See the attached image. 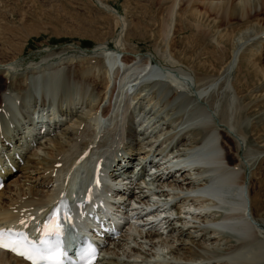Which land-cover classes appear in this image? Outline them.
<instances>
[{"label":"bare ground","instance_id":"6f19581e","mask_svg":"<svg viewBox=\"0 0 264 264\" xmlns=\"http://www.w3.org/2000/svg\"><path fill=\"white\" fill-rule=\"evenodd\" d=\"M96 1L103 11L107 14L109 13V15L114 16L118 20V25H121L119 27H122L121 32H125V17L112 5L102 0ZM170 1L172 4L169 6L166 5L164 8L165 10L163 7H160V9L164 10L161 11L162 16L160 19L154 21L155 24L159 23V36L168 40L171 34L175 35V33L178 34L180 31L184 33L189 32L190 34L188 35L192 36V39H195L194 41L198 43V46L195 43V49L199 47V49L202 50L201 52L207 50L205 42L210 35L213 37L216 36L217 44L221 47L220 44L224 43L225 37L227 38V36L230 37V35H232L230 32L233 31H230V29L232 28L233 22H239L240 20L248 22L255 19L258 12L256 11L255 14H252L251 10L253 8L256 9L258 4L264 6V0H240L239 5L235 3L237 0H226V4L224 3L225 0H223L224 5H220L222 0H219L220 2L218 3H214L215 0H187L188 5L183 8V4L181 5V3L184 0H158V2H162L161 4ZM262 9L264 11V8ZM216 10L218 11L216 12ZM221 10L224 11V15L221 14V16H218ZM205 18L207 20L213 18L214 21H217L213 26L217 32L211 30L206 33L207 30L201 28V25L205 23L203 21ZM262 21L264 22V20H255L249 23L244 29H254L256 25L261 26ZM178 24L180 25V29L178 28ZM220 28L221 30L219 31ZM261 31L263 32L264 29H261L260 32ZM120 33L118 35H120ZM256 39L264 46V36L260 38L256 37ZM120 43L121 40L119 38L115 46L121 45L123 48ZM213 47L215 52L223 51L224 49L222 47L223 49L220 50V47L217 46L216 48L215 45ZM241 47L234 52L233 60L226 65L225 80L226 77H229L233 72L234 67L236 68L235 64L238 63L236 60L241 58H239ZM261 48L263 49V47ZM97 50L102 51L104 54L111 55L109 56V60H107L109 65L113 67L115 63L114 56H112L113 53H105L108 50H105L104 46L97 48ZM167 50H171L168 45ZM255 51L256 49L253 47L249 49L250 55L248 56H250V58L248 59L246 57L242 62L240 60L241 64L239 63L240 65L236 71H238V73H243L242 76L245 81L253 74L252 70H254L255 78L259 77L261 85H264V54L261 53L262 55H260L263 56L262 60V58L256 56ZM223 52H225V50ZM200 55H202V53ZM246 60L248 61L247 64L245 62L246 65H244V68L242 65ZM141 62V66L143 67L142 70H148L146 71L147 73L145 72L146 76H152L156 79V82L151 84L146 82L147 85L144 87L142 86L141 90H139L140 92L136 93L127 101L123 119H117V128L114 127L116 130L113 129L114 131H111V133L114 132L112 138L107 139L106 137L107 140L105 139V141L108 143L102 144V152L95 153L97 155L94 157H91L92 155L90 157L84 156V153L89 148V144L85 141V133L80 132V126L84 123L86 125V123L89 122L91 124V121L95 123L93 124L95 126L101 124V119L97 113L99 105L104 99H110L112 95L111 92L109 93L108 91V83L105 78L98 80L97 77H94L95 73H91L92 65L87 67H85V65L83 68H81V66L84 64L81 66L79 65L81 68L80 72L83 75L81 76L80 74V76L84 78L85 82H93L94 89L97 91L96 99L91 102L88 98V88H86V86L81 87L79 85L80 82L77 84L68 79V81L64 83L66 86H69L72 91L70 90L63 94L64 101L68 105L71 103L74 107L72 108L70 105L68 107L66 104L67 107L63 110L60 108L62 105H58V112L54 111L53 115H50V118L48 117L50 120L47 119L50 122H47V120L45 122L42 121L39 127H33V129L30 127L28 130L24 131L22 128L23 126L21 127V125L18 124L19 127L14 124L15 121L13 117L15 114H18L16 111H13L18 102L16 95H8L4 97V100L0 99V179L5 183V187L0 189V227L10 224L24 226L29 233H32L30 227L38 224L44 219L45 214L49 212L50 208L59 197L63 196L68 198L70 186L77 181L79 173L82 171V165H84V168L88 166V172L92 175L95 170L98 169L97 164L98 161H100L102 163V169L100 172H96L102 183V197L100 199H105L107 211L101 212L102 210H99L98 213L103 217L110 214L114 220L121 223L123 217L119 212L120 210L127 214L133 213L136 215V217H129L130 219L135 218L139 220L145 216L147 217V221L153 220V222H156L165 215L168 217V212L163 215V210L159 209L165 205H174L175 208L180 211L178 214H184V217L179 216L181 225L173 223L174 219L172 220V216H169L168 219L166 218L167 220L165 223L169 224L170 228L168 227L163 231L162 227L161 229L150 228L146 232H144V228H141L142 230L138 231L137 237L132 233H125V235H121L117 240L110 237L108 245H106L104 249L103 259L113 258L118 264L121 262L133 264L134 261H123L118 258L120 250H124L128 258L139 257L140 259L142 257L144 261L149 258H154L156 251H164V247L167 249L169 248L172 252L176 249L175 242H181L183 245L187 243L186 241L188 240L187 238L179 237L175 239L173 235L178 234L181 237H186L187 233L185 232L190 228H194V232L197 234H194L196 235L195 237H197L202 246L207 249L217 243L220 238H225L228 242L227 247L229 250V254L226 255L229 256L227 258L228 260L230 259L233 264H264V244L259 236V234L264 235V221L262 223L259 220V218L264 220L263 173H259V178H255V176L258 177L257 173H254L255 176L252 174V179L248 178V182H246V174L244 176V173H241L243 164L233 165L234 158L229 152H225V154L222 155L221 151L217 148L214 120L215 111H213L216 110L217 107H214V104L205 100V96L209 90L213 91V89L216 88L220 80L208 82L205 79L206 82L198 80L196 84L194 83V91L196 94L193 96V94L189 95L187 93L190 87H192V83L190 84L189 80L191 78H189L186 71L179 70L175 73L174 70L165 67L152 66L153 63L151 58H146ZM205 63L204 61L202 64ZM10 65H13V63H10ZM11 67L0 69V72L3 73L1 75L6 81L15 85L19 90L23 87L24 82L16 81L17 76L13 73ZM131 68L128 69L130 70ZM138 68L140 67H136V69ZM85 70L88 74H85ZM131 70L135 71L133 69ZM117 74L118 77L119 72H117ZM62 76L63 75H60V77ZM127 79L128 81H125V83L128 85L131 80L129 81V78ZM53 81L54 79L51 81V84L48 85L49 87L46 86L50 89L57 87L58 81L56 80V83ZM237 85L239 86V82L237 81L228 85L234 90L235 95L231 97V101H228L226 99L227 97L225 98V105L221 108L220 115L223 123L229 124L233 129L236 128L241 135L243 129L240 123L243 122L239 120V117L242 113L250 111L252 107L249 110L250 103L243 106L240 103L241 107H239L238 111L234 112L235 105L233 106V104H236L235 102L239 94ZM59 87H61L60 84ZM50 89L48 91H50ZM224 90L226 91V88H224ZM76 91L79 92L78 95L75 94ZM77 99L80 100L78 103H75L74 101H78ZM160 99L161 103H159ZM199 100L205 101V105H201V101L199 102ZM43 101V106H45L46 101ZM87 101L89 102L87 103ZM198 103L199 105L196 107ZM77 105H80V107L78 108ZM254 106L255 105H253V107ZM85 108L86 110L84 111ZM198 108H200L199 110L201 113L196 112ZM182 112L185 113V115L183 113L184 116H181ZM139 114H141V116H139ZM32 115L34 116V113ZM68 116H70V119H68ZM158 116H162L161 119L163 120H158ZM40 118L41 120L44 119H42V117ZM71 118H74L73 122H70L72 120ZM63 119L64 121L66 120L64 124L62 123ZM68 123L69 126L66 130L61 131V126L65 124L68 125ZM187 123H191V125L187 126V129H183V133L185 134L183 135L181 134V128L183 127H181V125H187ZM24 124H26V121H24ZM193 125L201 126L200 131L203 134L202 138L198 141H190L188 138V136H192V133L196 130L193 128ZM254 125L251 126V129H255ZM41 128L45 129L46 132L41 134ZM101 129L103 128L101 127ZM69 130L74 132L71 133ZM35 131H37V135ZM255 131L256 134L260 135V138H264V134L261 133L259 129ZM91 133L87 134V136H91ZM79 135H83L84 139L75 140L76 136L79 137ZM176 135H178V137L175 138L177 141V151L181 150L178 149V146L180 147L186 144L187 141H190V145L187 142L189 146L187 152H183L180 155L175 154L176 152L173 150V146L169 148L172 145L169 141ZM262 138L261 140L264 144V139ZM159 141H163V143L158 145ZM208 145L210 146L209 150L213 149L215 151L216 158L213 156H206L208 153H204L203 150H199L197 154L194 153V155L190 157V152L193 149L198 150ZM258 146L257 149L259 150L261 146ZM225 149L230 151L228 145L224 146V150ZM38 150L43 152L41 156L37 153ZM237 152L239 153V151ZM254 152L263 153L249 150V156L247 153L245 154L250 157ZM161 153H164V155L160 156ZM170 156H175V158L178 157V160H174V165L170 163L173 160V157L170 158ZM247 156L245 155V157ZM158 157H161L159 161L157 160ZM225 159H228V161ZM210 161L213 162L214 165L208 166L207 162ZM147 162L152 164V166L149 167L150 165H148ZM159 162H162V164L158 165ZM166 162L170 165L163 167V164ZM136 163V168H141L139 171L137 169L138 172L134 174V172L132 170L129 171V169L133 168L131 164ZM160 166L168 173L162 172L160 174ZM147 167L150 168V173L146 175ZM178 168L179 170H176ZM54 171H56L57 174L59 173V175H53ZM187 171L190 172V175L186 174ZM214 173L217 174L216 178H219H217V181L222 182H213ZM168 174H178L179 180L176 179V177L171 180V177H166ZM145 176H149L150 178L145 179ZM135 179H137V181H135ZM95 180L96 184L99 185L97 178ZM150 181H153L154 184H156V188L158 190L160 189V191L152 192V188L150 184H148ZM27 182L29 184H27ZM210 186L216 189V196L206 192V189ZM166 187L171 188V194L165 190ZM138 188L140 191H137ZM145 188H147L150 193L146 194L143 191ZM227 188L228 190L225 191ZM184 191H186V193H184ZM7 193L8 196L5 199ZM24 197L26 198L25 200H23ZM162 197L165 198L162 199ZM109 201L114 202V205H109ZM160 203L162 204L160 205ZM177 203L179 205H177ZM257 212H260V216H258L259 213L257 214ZM22 219L25 221V225L20 224ZM182 219L185 222H182ZM88 221L85 219V224ZM90 221H92V219ZM136 221L137 220H133V222L130 223V229L133 225L135 226L137 224L135 223ZM245 231H247V233H245ZM190 236L192 235L190 234ZM126 239L132 240L128 241ZM191 242L194 243V241ZM105 255L108 256L106 257ZM10 259L19 262V264H28L26 261L0 249V264H8V260ZM210 260L209 258L204 264H217ZM218 260L219 259H217V261Z\"/></svg>","mask_w":264,"mask_h":264},{"label":"rangeland","instance_id":"374dc122","mask_svg":"<svg viewBox=\"0 0 264 264\" xmlns=\"http://www.w3.org/2000/svg\"><path fill=\"white\" fill-rule=\"evenodd\" d=\"M102 1L115 7L125 17V32H121L122 27H119L121 25H118V20L114 16L109 15V13L107 14L105 11H103L99 7L96 0H0V69H6L12 66L11 68L13 70V73H15V76H17L16 81L24 82L23 87L18 90L15 85L9 83V81H6L5 78L1 75L3 73L0 72V99L4 100V97H7L8 95H16V98H18L17 105L13 110L18 113L14 115L15 118L13 117L15 121L14 124L17 126L21 125V127L23 126L22 128L24 129V131H26L30 127L32 129L33 127H39L42 121L45 122L47 119L50 120L49 116L53 115L54 111L58 112V105L60 106L61 104L62 106L60 108L65 110L68 104L64 101L63 94L67 93L70 90L72 91V89L69 88V86H66V84L64 83L65 81H68V79L76 82L77 84L80 82L79 85L81 87L86 86V88H88V98L91 102L96 99L97 91L94 89L93 82H85L84 78L81 77L83 75L80 72L81 68H83L85 65V67L92 65L93 67L91 73L94 72V77H97L98 80L105 78L108 83V91L109 93L111 92L112 95L110 99H104L99 105L97 112L101 119V124H98L99 126L97 124V126L93 125L95 123H93V121L91 120V124L89 122L86 123V125L84 123L82 124L83 126H80V132L85 133V141H87V143L89 144V154H85L88 151L87 150L84 153V156L90 157L92 155L91 157H94L95 155H97L95 153H99L100 151H102L103 148L101 149V146L106 137L108 138L111 135V131L116 130L117 119H123L127 101H129V99H131L136 93L140 92L139 90H141L142 86L144 87L145 85H147V83L151 84L156 82L155 80L149 78L150 76H146L145 72L148 70H142L143 67L141 66L142 60L144 61L146 58H151L153 63L152 66L165 67L174 70L175 73L179 70L186 71L189 75V78L192 79L189 80L190 84L192 83V87H190V89L187 91L189 95L193 94L194 96L196 94L194 91V87L198 80L202 82L220 80V83L216 86L215 89H213V91L209 90L206 96L204 94L205 100L214 104V107H217L216 110H213L215 111L214 120L217 148L221 151L222 155H224L225 152H229V154L234 158V161L232 163L233 165L243 164V170H241V173L243 172L244 176L246 174V182H248V178L252 179L251 177L254 175V173H257L258 175V177L254 175L255 178H259L260 174L263 173L262 175L264 179V144L261 140L262 137L260 138V135L256 134L255 131H258L259 129V131L264 134V85H261V80L259 77L255 78L256 76L254 75V70H252L253 74L245 81L243 80V73H238V71H236L238 70V66L241 64L240 60L242 62V60H245L246 57L248 59L250 58V56H248L250 55L249 49L252 47L256 49V56L262 58L263 60V56L260 55L264 54V46L259 42L258 39H256V37L260 38L264 36V31H261L262 34L260 32L261 29H264V22L262 21L261 26L256 25L254 29L251 28L247 30L244 28L247 27L249 23L255 20H264V11L262 9L264 8V6L258 4L256 9L253 8L251 10L252 14H255L256 11L258 12V15L257 17H255V19H252L248 22H243L242 20H240L239 22H233L232 28L230 29V31H233L230 32L232 33V35H230V37L227 36V38L225 37L223 41L224 43L220 44L221 47L217 44L216 36L213 37L212 35H210V37H208L207 41L205 42L207 50L201 52L202 50H200L199 47L195 49L196 41H194L195 39H192V36L188 35L190 34L189 32L184 33L180 31L178 32V34H171L168 40H165L159 36V23L155 24L154 21L161 18V11L165 10L164 8L166 7V5H171V1L165 4H161L162 2H158V0ZM215 2L218 3L220 1L215 0L214 3ZM221 2L222 3L220 5H224V3H227L226 0L225 2L223 0ZM235 3L239 5L240 0H237ZM139 4H142V7ZM181 5L183 8H185L186 5H188L187 0H184ZM160 7H163L164 10L160 9ZM217 11L218 10H216V12ZM221 14L224 15L223 10L220 11L218 16H221ZM203 21L205 23L201 25V28L207 30L206 33L211 30L217 32V30L213 28L214 24L217 21H214L213 18H210L209 20L205 18L203 19ZM178 28L180 29L179 24ZM220 30L221 28L219 29V31ZM119 33L120 35H118ZM119 38L121 40L120 44H122L123 48L121 47V45L115 46ZM196 44L198 46V43ZM167 45L171 48V50H167ZM214 45L216 46V48L217 46L220 47V50L224 48L223 51L225 50V52H215L213 47ZM98 46H104L105 50H108L105 53L114 54H112V56H114L113 58L115 59L113 67L110 66L108 62L110 58L109 56L111 55L104 54L100 50L98 51ZM238 46H242L241 54H239V58H241L236 60V62H238H235L236 68L234 67L233 72L229 75V77H226L225 80L224 77L225 69L227 68L226 65L233 60L234 52L240 49ZM261 47H263V49ZM201 53L202 55H200ZM204 61L206 63L202 64ZM247 61L248 60L244 61L242 65L243 67L247 64ZM96 62H99L100 64ZM10 63H13V65H10ZM79 65L83 66H81L80 68ZM136 67L140 68L136 69ZM128 68H131L135 71H132L131 69L129 70ZM117 72H119L118 77ZM85 74H88L86 70ZM60 75L63 76L60 77ZM127 78H129V81L131 80L128 85L125 83V81H128ZM53 79L55 83L58 81L57 87L50 89L48 88V85L51 84V81ZM234 81L239 82V86L237 85L239 94L238 96L236 95L238 99L235 102L236 104H233V106L235 105L234 112L238 111L241 105L243 106L250 103L249 110L252 107L250 111L242 113L239 117V120L243 122L240 123L241 128L243 129L241 135L238 133L236 128L233 129L229 124L223 123L220 115V110L225 105V98L227 97L226 99L228 101H231V97L235 95L234 90L231 88V86H228ZM59 84L61 87H59ZM222 84H224L226 87ZM224 88H226V91L224 90ZM49 89L50 91H48ZM78 91H76V95H78ZM60 98H62L63 100ZM43 100L46 101V107L43 106ZM77 100L78 101L75 100L74 102L78 103L80 99ZM201 100H199V102ZM160 101L161 99L159 100V103H161ZM88 102L89 101H87V103ZM200 104L205 105V101H201ZM251 104L255 106L253 107V105ZM69 105L72 108L74 107L71 105V103ZM198 105L199 103L196 105V107ZM77 107L79 108L80 105H77ZM199 109L200 108H198L196 112L201 113ZM85 110L86 108L84 109V111ZM33 113L34 116L32 115ZM183 113L184 112L181 113V116L185 115V113L184 115ZM39 116L44 119L41 120ZM139 116H141V114H139ZM68 117V119H70V116ZM161 117L162 116H158V120L162 121L163 119H161ZM34 118L36 121L34 120ZM71 119L72 120L70 122H73L74 118ZM48 120L47 122H49ZM24 121H26L27 125L24 124ZM65 121L63 119L62 123L64 124ZM254 124L256 125V127ZM66 125L67 124L61 126V131L66 130V128L69 126V123L67 126ZM190 125L191 123H187V125H181V127L183 126L181 128V134L185 135L183 133V129H187V126ZM252 125H254L255 129H251ZM193 126V128L196 130L192 133L193 135L188 136V138L190 141H198L202 138L203 134L200 131L201 126ZM101 127L103 129H101ZM88 130L90 133L93 132L91 133V136H87V134H90ZM35 132V134L37 135V131ZM69 132L72 133L74 131L69 130ZM84 136H76L75 140L84 139ZM177 137L178 135L171 138L169 142H171L172 145L169 148L173 146V150L176 152L175 154L180 155L183 152H187V150L189 149L188 144L190 145V141H187L188 144L186 142V144H183L180 147L178 146V149L181 150L177 151V141L175 140V138ZM162 143L163 141H159L158 145ZM225 145H228L230 151H228L227 149L224 150ZM258 145L261 146L259 150L257 149L259 147ZM249 150H255L257 152L263 153L254 152V154L248 157ZM237 151H239V153ZM37 153L39 154V156L43 154L41 150H38ZM245 153H247L248 156ZM162 155H164V153L160 154V156ZM245 155L247 157H245ZM171 157L173 156H170V158ZM159 158L161 157H158V161ZM174 158L175 156L170 162L171 164L175 162L174 160H178V157H176L175 159ZM225 160L228 161V159ZM161 164L162 162H159L158 165ZM165 164H163V167L170 165L167 162ZM135 165H137V163L131 164V167L133 168L129 169V171L132 170L134 174L138 172V168H136L137 166ZM151 166L152 165L150 164L149 167ZM149 167H147V173H145L146 175L149 174ZM163 167H161V171L159 173H168L163 170ZM81 169H84V165H82ZM187 172L186 174L190 175V172ZM53 175L57 176L59 175V173L57 174V172L54 171ZM177 175L178 174H168L166 177H171V180L175 179L174 177H176V179L179 180V175ZM148 178L150 177L147 176L145 179ZM27 184L29 183L27 182ZM148 184H150L152 192L160 191V189L158 190L156 188V184H154L153 181H150V183ZM138 190L140 191L139 188L137 189V191ZM165 190H167L170 194L172 193L170 187H166ZM143 191L146 194L150 193L148 192L147 188H145V190ZM184 193H186V191H184ZM7 196L8 193L5 195V199ZM164 198L165 197H162V199ZM25 199L26 198L24 197L23 200ZM178 203L177 205L180 204ZM161 204L162 203H160V205ZM159 209L163 210V215L168 212V217L172 216V220L174 219L173 223L181 225L179 216L184 217V214H178V212L180 211L177 210L174 205H165ZM257 214L258 216H260V212H257ZM168 217H166L165 215L161 217L160 220L153 222V220L147 221V217L144 216L143 218L137 220V224L135 226L133 225L131 229L130 225H128L126 229L136 237L137 233H139L138 231L142 230L141 228H144L143 230H145L144 232H146L150 228L161 229L162 227L163 231L169 227V224L165 223ZM259 220L262 223L264 221L261 218H259ZM182 222L185 221L183 220ZM190 229L185 232L187 233L186 237H181L178 234L173 235L175 239L179 237L187 238L188 240L186 241L187 243L183 245L181 244V242H175L176 249H174L172 252L169 248L167 249L164 247V251L162 250L163 252L161 250H158L156 251L154 258H149L148 260L144 261V258L142 257V259H139V257L128 258L126 257L127 253H125L124 250H120V255L118 258L123 261H134L133 264H157V261L158 264H204L208 261L209 258L211 259V262H215L217 264H233L230 259L228 260L227 257L229 256L226 255L229 254V250L227 247L228 242L225 238H220L217 243L213 244L209 249H207L206 247L202 246L198 238L195 237L197 235L194 232L195 229ZM190 234L192 236H190ZM259 236L264 244V235L259 234ZM191 241H194V243H192ZM105 256L107 257L108 255ZM217 259L219 260L217 261ZM8 264H19V262L10 259L8 260ZM99 264H118V262H116V260H114L113 258H105L102 259ZM120 264H127V262H121Z\"/></svg>","mask_w":264,"mask_h":264},{"label":"snow or ice","instance_id":"6c2138e0","mask_svg":"<svg viewBox=\"0 0 264 264\" xmlns=\"http://www.w3.org/2000/svg\"><path fill=\"white\" fill-rule=\"evenodd\" d=\"M60 209H55L43 224H37L40 233L38 242L28 240L27 236L12 229H0V248H5L24 256L31 264H64L63 228L59 216ZM63 218H69L65 210ZM34 219V218H33ZM20 224L25 225L22 219ZM23 236V238H19ZM94 250L82 258V264H90Z\"/></svg>","mask_w":264,"mask_h":264}]
</instances>
